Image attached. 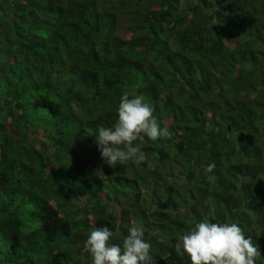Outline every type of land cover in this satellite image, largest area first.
I'll return each instance as SVG.
<instances>
[{"label":"trees","instance_id":"1","mask_svg":"<svg viewBox=\"0 0 264 264\" xmlns=\"http://www.w3.org/2000/svg\"><path fill=\"white\" fill-rule=\"evenodd\" d=\"M125 91L171 137L112 168L95 134ZM203 220L264 264V0H0V264H91L92 230L134 224L155 264H190L175 243Z\"/></svg>","mask_w":264,"mask_h":264},{"label":"clouds","instance_id":"2","mask_svg":"<svg viewBox=\"0 0 264 264\" xmlns=\"http://www.w3.org/2000/svg\"><path fill=\"white\" fill-rule=\"evenodd\" d=\"M147 137L155 142L170 138L167 126L161 128L153 115V108L145 103L144 97L128 91L123 92L117 108V119L111 127H99L95 142L101 158L112 168L128 162L139 164L146 159L137 140ZM215 163L204 166L205 179L215 182L211 175ZM113 232L108 227L92 230L83 243L91 258V264H155L150 255L151 244L144 239L143 227L128 228L122 246L110 244ZM175 252L185 256L190 264H256L261 257L260 247L253 243L236 223H215L203 220L177 238Z\"/></svg>","mask_w":264,"mask_h":264},{"label":"rangeland","instance_id":"3","mask_svg":"<svg viewBox=\"0 0 264 264\" xmlns=\"http://www.w3.org/2000/svg\"><path fill=\"white\" fill-rule=\"evenodd\" d=\"M124 24H125L124 21H120V24H119V26L117 27V30H116L117 34H121V31L123 29Z\"/></svg>","mask_w":264,"mask_h":264}]
</instances>
